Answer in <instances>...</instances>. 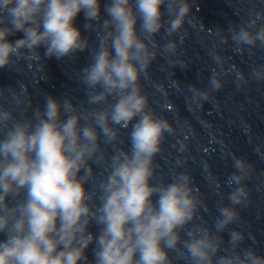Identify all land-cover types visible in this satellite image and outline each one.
Segmentation results:
<instances>
[{
    "label": "clouds",
    "instance_id": "obj_1",
    "mask_svg": "<svg viewBox=\"0 0 264 264\" xmlns=\"http://www.w3.org/2000/svg\"><path fill=\"white\" fill-rule=\"evenodd\" d=\"M194 4L0 0V68L44 71V58L89 53V63L76 76L84 102L45 94L43 104L33 106L23 81L15 88L0 85V233L6 237L0 240V264H264V254L243 246L245 230L229 228L241 223L237 206L251 203L246 184L254 172L251 162L231 156L228 205L219 181L209 172L221 197L214 230L197 222L207 205L190 172H174L167 183L157 178L155 158L165 134L174 135L176 129L150 107L142 79H148L158 55L167 58L170 68H189L179 56L185 25L196 17ZM81 12L87 21L84 30L95 34V45L75 25ZM162 29L165 43L160 45L156 37ZM224 31L215 30L219 43L231 41L235 52L252 54L257 46L264 48V7L248 11L238 26L229 25L228 35ZM17 32L22 38L7 39ZM212 58L216 67L207 89L187 87L185 99L193 111L205 101L215 103L214 93L233 72L237 88L250 79L264 82V64L253 65L246 77L235 67L226 71L215 46ZM39 79L46 80V73ZM172 83L183 91L178 81ZM129 127L125 150L120 134ZM97 167L102 171L97 173ZM92 224L97 233L89 231ZM93 244L90 261L86 249Z\"/></svg>",
    "mask_w": 264,
    "mask_h": 264
},
{
    "label": "water",
    "instance_id": "obj_2",
    "mask_svg": "<svg viewBox=\"0 0 264 264\" xmlns=\"http://www.w3.org/2000/svg\"><path fill=\"white\" fill-rule=\"evenodd\" d=\"M106 2L107 0H101L102 5ZM262 7L264 0H195L192 13L196 17H190V20L193 19L192 24L185 25L187 36L180 45L183 55L179 56L187 62L189 68H170L167 58L158 55L148 69V79H142L144 92L150 98V107L158 116L168 119L176 129L174 135L165 134L162 150L155 158L158 165L157 178L167 183L174 172H190L207 205V211L200 209L202 221L197 222H204L214 230V218L219 215L216 205L221 197L210 182L209 172L219 181L224 192L223 203L228 205L226 197L231 188L227 185V180L234 171L231 156L234 154L244 157L253 164L252 177L246 181L250 189L251 203L247 207L237 206L241 223L230 225L229 228L242 227L246 233L243 246L251 245L260 254H264V82L257 83L250 79L243 88H237L233 72L224 77V87L214 93L215 103L205 101L203 107L196 111L189 107L185 97L189 95L188 85L207 89L211 69L216 67L212 58L214 46L217 54L225 61L226 71L235 67L249 77L253 65L264 64V48L257 46L252 54L247 51L238 53L233 50L231 41L220 44L219 37L215 35L217 27L225 29L223 34L228 35L226 29L229 25L238 26L247 18L248 11ZM164 19L168 17L165 16ZM85 23L87 21L81 12L75 25L95 45V34L84 30ZM162 34L163 29L156 37L160 45L165 43ZM22 36L23 33L17 32L7 39L15 41ZM171 38L178 39L177 36ZM39 51L43 56V47ZM43 63L44 71L26 66H22L20 72L14 68H0V85L15 88L18 82L23 81L32 93L33 106L42 105L45 94L60 99L68 97L74 104L85 101L83 86L76 76L89 63L87 50L77 53L72 59L44 58ZM45 73L47 79L40 81L39 78ZM174 80L179 82L183 91L177 90L172 83ZM129 131L130 127L120 134L123 140L120 146L125 150L129 147ZM181 144L185 151H181ZM101 146L107 147L109 153L112 152L110 146ZM96 171L99 173L102 170L97 167ZM88 187L92 189L91 181ZM89 231L97 233L98 228L92 224ZM222 236L227 245L228 232L222 233ZM249 236L254 237V240ZM4 239L6 237L0 233V240ZM93 247L94 244L86 249L90 261L93 259ZM177 264L184 262L179 261Z\"/></svg>",
    "mask_w": 264,
    "mask_h": 264
}]
</instances>
